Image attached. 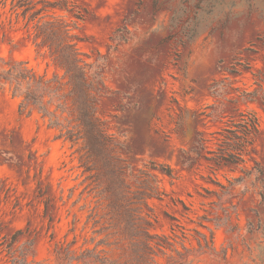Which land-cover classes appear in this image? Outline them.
<instances>
[{
  "label": "rangeland",
  "instance_id": "1",
  "mask_svg": "<svg viewBox=\"0 0 264 264\" xmlns=\"http://www.w3.org/2000/svg\"><path fill=\"white\" fill-rule=\"evenodd\" d=\"M16 1L0 71L61 77L35 25H67L109 143L93 165L0 83V264H264V0Z\"/></svg>",
  "mask_w": 264,
  "mask_h": 264
},
{
  "label": "trees",
  "instance_id": "2",
  "mask_svg": "<svg viewBox=\"0 0 264 264\" xmlns=\"http://www.w3.org/2000/svg\"><path fill=\"white\" fill-rule=\"evenodd\" d=\"M28 6L24 1L18 0L13 7L22 8L23 12L29 10ZM53 7L63 8L64 5L58 0ZM34 16L33 20L36 19ZM35 26V38L40 39L36 46L47 49L53 65L62 71L61 77L56 75L49 80L32 69L23 67L24 63L20 62L17 64L20 65L18 70L10 68L0 71V83H14L15 90H19L22 97L21 110L35 109L42 119L49 121L50 126L58 130L59 139L72 146L79 145L82 156L97 165L98 149L107 150L109 138L107 133L98 129L95 124V96L90 92L98 95V85H101L102 81L98 74H90L91 71L87 70L91 67L85 64L82 58L84 55L79 51L77 43L69 40L72 36L67 25L59 21H44L43 24ZM252 127L255 128L254 122ZM150 197L152 196L149 195L148 198ZM145 206L148 207L146 203ZM143 221L142 219L139 223L142 225ZM139 232L144 239L145 251L152 248L161 251L164 248L162 244L152 243L151 235L143 227L139 228ZM200 236L205 243L208 242L205 235L200 233ZM198 244L201 246L200 241Z\"/></svg>",
  "mask_w": 264,
  "mask_h": 264
}]
</instances>
